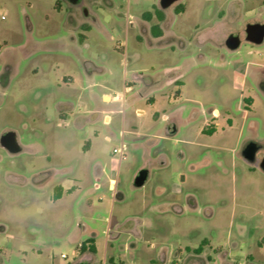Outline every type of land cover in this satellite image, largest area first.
I'll list each match as a JSON object with an SVG mask.
<instances>
[{
	"label": "rangeland",
	"instance_id": "rangeland-1",
	"mask_svg": "<svg viewBox=\"0 0 264 264\" xmlns=\"http://www.w3.org/2000/svg\"><path fill=\"white\" fill-rule=\"evenodd\" d=\"M158 3L0 0V139L21 146L0 144V264H175L180 248L186 264H264V42L244 34L264 0H179L152 44ZM177 67L182 82L145 94ZM104 93L129 100L107 122Z\"/></svg>",
	"mask_w": 264,
	"mask_h": 264
},
{
	"label": "crops",
	"instance_id": "crops-1",
	"mask_svg": "<svg viewBox=\"0 0 264 264\" xmlns=\"http://www.w3.org/2000/svg\"><path fill=\"white\" fill-rule=\"evenodd\" d=\"M97 20V19H96ZM98 23V22H97ZM159 26H160V28L162 29V31H163V36H159V37H156L153 33H152V31L150 30V31H148V33H146V35H147V37L149 38V40H150V42L152 43V44H155V42H153V41H151V39L152 38H154L155 40H165V39H167L168 37H167V33H166V29L165 28H163V27H161V24H159V23H157ZM166 27H167V23H166ZM88 29L90 30L91 28L90 27H88ZM152 37V38H151ZM170 38V37H169ZM175 38V37H174ZM129 60H131L132 61V59H129ZM105 70V69H104ZM184 70V68H182V67H177V68H173V69H170V70H168L167 72H164L163 74H160V76L159 77H157L156 79L154 78V81H153V83L151 84V85H147L146 84V86H145V89H144V92H145V94H147V93H149V91H151L152 89H155V88H160V87H162L163 85H165V84H167V83H171V82H173V83H175V84H177V83H180V82H182L181 81V79L179 78V77H181L182 76V71ZM131 88H129V90H130ZM118 95H116L114 98L110 95V94H108V93H104L103 95H102V98H103V100L105 101V98H107V97H109V99H110V101H105V102H107L106 104H103L105 107H104V110H103V112L102 113H104L105 114V120H106V122L107 121H109V120H111V116L107 113V111L108 110H112V102H113V100H115L114 102H117V103H121V104H128V102H129V100L128 99H125V97H124V101H117V99H116V97H117ZM136 97H138V95L136 96ZM135 97V98H136ZM150 102H152V103H155V98H150V100H149ZM175 117H173L174 118V120H176V122H177V124H179V119H178V115H174ZM177 116V117H176ZM221 116V114H220V112H219V110L218 109H214V111H213V120H215V119H217V118H219ZM172 117H168L167 115H164V118H165V120H170V119H172ZM217 126V124L216 125H214V127L213 128H215ZM177 131V128H175L174 130H172L171 132L172 133H175ZM206 130L205 129H203V132H205ZM216 131H214V132H212L213 134L215 133ZM212 134V135H213ZM107 138H110V137H107ZM62 187H63V189H64V191L65 190H67V189H69L70 187H66V186H63V185H61ZM180 199H177L176 197H172V198H170V202H168V203H164V205H163V207H164V209H168V210H171V209H173V210H175L176 208H180V207H182V205H181V203H180V201H179ZM178 210V209H177ZM200 249H201V247H199ZM199 248H197V249H195L194 251L195 252H199L200 251V249ZM197 252V253H198ZM181 253H182V249L180 248L179 249V257L176 259V261L174 262L175 264H186V262H187V260L189 259V257L187 256L185 259L181 256ZM106 256H107V259L105 260V264H115L112 260H113V257L112 256H110L109 257V255L108 254H106ZM192 257H193V259H194V264H196V261H197V258H199V257H197V255L195 256V255H192ZM167 264H169V262H167Z\"/></svg>",
	"mask_w": 264,
	"mask_h": 264
},
{
	"label": "water",
	"instance_id": "water-1",
	"mask_svg": "<svg viewBox=\"0 0 264 264\" xmlns=\"http://www.w3.org/2000/svg\"><path fill=\"white\" fill-rule=\"evenodd\" d=\"M72 3H79L81 0H70ZM177 0H162V6L167 7L176 2ZM246 40L254 43L261 44L264 42V23L255 22L249 23L246 27ZM240 39L238 36H230L227 40V46L231 49H235L239 46ZM1 144L8 148L11 152H17L20 149V145L17 141V137L13 132L5 133L1 138ZM247 159L254 158V151L251 150L246 153ZM261 167L264 170V156L261 161ZM148 172L142 170L135 179L136 186H142L147 179Z\"/></svg>",
	"mask_w": 264,
	"mask_h": 264
},
{
	"label": "flooded vegetation",
	"instance_id": "flooded-vegetation-1",
	"mask_svg": "<svg viewBox=\"0 0 264 264\" xmlns=\"http://www.w3.org/2000/svg\"><path fill=\"white\" fill-rule=\"evenodd\" d=\"M179 0H177L176 2H174V3H177ZM173 3V4H174ZM173 4H171L170 6H167V7H164V6H162V0H159V3H158V5H157V7H155V8H153L152 9V11H149L148 12V17H145V20L146 21H149V22H152L154 19L156 20L155 21V23H154V25H156L157 23H159V24H161V27H163V28H165L166 29V23H167V18H166V16L164 15V13H163V11H165L166 9H168L169 7H171ZM158 8H160V9H162V11H160ZM147 19H149V20H147ZM160 19H162V20H160ZM143 20L142 21H140V25H141V28H142V26H144L143 25ZM256 22H258V21H256ZM260 23H264V21H259ZM253 23H255V22H253ZM153 26V25H152ZM151 26V27H152ZM164 34V33H163ZM163 34H162V36H163ZM245 37H246V29H245ZM232 35H234V36H238L239 37V39H240V36L239 35H237V34H230L229 35V37L230 36H232ZM99 107L96 109V111H98L99 113H102L103 112V110H104V105H103V103H101V102H99ZM213 133H211V135H212ZM0 144H1V139H0ZM2 145V144H1ZM20 145V144H19ZM3 146V145H2ZM3 147H5V146H3ZM6 148V147H5ZM8 151H10L8 148H6ZM261 149V144H259V143H257V142H255V141H249L245 146H244V148H243V150H242V155L244 156V158L246 159V160H248V161H256L257 160V152L259 151ZM21 150V146H20V149H19V151ZM251 150H253L254 151V158L253 159H247L246 158V153H248L249 151H251ZM19 151H17V152H19ZM262 161V160H261ZM260 164H261V162H260ZM141 172V171H140ZM139 172V173H140ZM139 175V174H138ZM137 175V176H138ZM136 176V177H137ZM59 187H62V186H59ZM57 188V187H56ZM67 190H69V189H67ZM64 192V189H63V187H62V193ZM204 240H208V239H204Z\"/></svg>",
	"mask_w": 264,
	"mask_h": 264
},
{
	"label": "trees",
	"instance_id": "trees-1",
	"mask_svg": "<svg viewBox=\"0 0 264 264\" xmlns=\"http://www.w3.org/2000/svg\"><path fill=\"white\" fill-rule=\"evenodd\" d=\"M176 12H177V13L184 12V7H183V5L180 6V7H178V8H176ZM148 16H149V15H148V13H147V14L145 15V17H148ZM147 20H149V19H147ZM160 20H162V19H160ZM151 31H152V33H153L156 37L162 36V34H163V31H162V29L160 28V26H159L158 24L153 25V26L151 27ZM210 133H211V132H210ZM61 194H62V187H57V188L55 189V197L58 199V198L61 197ZM81 249H82L83 251H87V250H89L90 252H95V251H96V244H95V241H94L93 239L88 240L86 243L81 244ZM81 249H80V250H81Z\"/></svg>",
	"mask_w": 264,
	"mask_h": 264
},
{
	"label": "built area",
	"instance_id": "built-area-1",
	"mask_svg": "<svg viewBox=\"0 0 264 264\" xmlns=\"http://www.w3.org/2000/svg\"><path fill=\"white\" fill-rule=\"evenodd\" d=\"M124 97H125V95L121 94V95H118L116 97V99H117V101H124ZM124 148H125V146H124V144H122V146L120 148L114 149V153L119 155L120 161H122L125 158ZM80 249H81V245H79V249L77 250L76 254L79 253ZM63 257H65V255H63Z\"/></svg>",
	"mask_w": 264,
	"mask_h": 264
}]
</instances>
